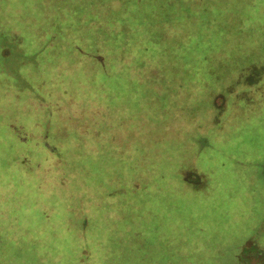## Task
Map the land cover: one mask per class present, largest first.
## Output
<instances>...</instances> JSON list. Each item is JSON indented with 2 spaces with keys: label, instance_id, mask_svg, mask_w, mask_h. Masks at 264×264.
<instances>
[{
  "label": "rangeland",
  "instance_id": "1",
  "mask_svg": "<svg viewBox=\"0 0 264 264\" xmlns=\"http://www.w3.org/2000/svg\"><path fill=\"white\" fill-rule=\"evenodd\" d=\"M0 264H264V0H0Z\"/></svg>",
  "mask_w": 264,
  "mask_h": 264
}]
</instances>
